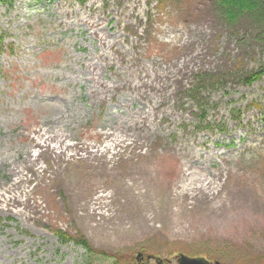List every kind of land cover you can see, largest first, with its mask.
<instances>
[{
  "label": "rangeland",
  "instance_id": "obj_1",
  "mask_svg": "<svg viewBox=\"0 0 264 264\" xmlns=\"http://www.w3.org/2000/svg\"><path fill=\"white\" fill-rule=\"evenodd\" d=\"M261 33L212 0H0V193L30 178L27 204L0 203V264L111 263L54 231L129 264H264ZM41 130L63 154L27 163Z\"/></svg>",
  "mask_w": 264,
  "mask_h": 264
},
{
  "label": "bare ground",
  "instance_id": "obj_2",
  "mask_svg": "<svg viewBox=\"0 0 264 264\" xmlns=\"http://www.w3.org/2000/svg\"><path fill=\"white\" fill-rule=\"evenodd\" d=\"M142 122V121H141ZM142 125V124H141ZM145 126V125H144ZM46 132L41 130L40 132H36L32 139H31V144L33 149H38L40 150L39 155L35 157V154H32L30 152L29 154L26 155V162L27 163H34L38 162L39 158L43 155V152H51V153H56L62 155L63 154V149L61 147V139L60 137L53 138L52 136H46ZM103 138L105 140H111V144L103 146L102 149H100V154L103 155L107 152L110 151V149L114 148L116 145H118L122 140L115 136L112 133H104ZM110 138V139H109ZM53 139H56V141L53 143ZM44 169L40 168L36 169L34 171V176H39L40 174L44 173ZM30 180V178H25L21 170H18L16 172V179H12L11 183L4 189L3 193H0V203L4 208H10L11 206L13 207L14 204L17 205H25L28 203L29 200V192L24 191L23 188L21 187V191L23 192H18L20 191V188H18L20 185L27 183ZM19 189V190H18ZM18 190V191H17ZM212 195V193H209ZM23 197V198H22ZM169 202H173L171 200H165ZM142 203L150 205V209L147 211H144V207L142 206ZM166 202H161L159 200H154L151 195L147 196L145 194L141 193V211H140V216H141V222L148 224L149 222L156 223L159 221L163 220L164 214L162 211L166 207ZM184 207L180 209V211L184 212ZM148 211H153L152 215H150L147 219V212ZM170 221L172 219H169ZM144 225V224H143Z\"/></svg>",
  "mask_w": 264,
  "mask_h": 264
},
{
  "label": "trees",
  "instance_id": "obj_3",
  "mask_svg": "<svg viewBox=\"0 0 264 264\" xmlns=\"http://www.w3.org/2000/svg\"><path fill=\"white\" fill-rule=\"evenodd\" d=\"M74 1L83 4L86 0ZM212 5L220 20L229 29H234L238 23L245 19L253 20L257 22L258 25L264 27V0H212ZM262 34L264 33L259 34V37H261ZM1 44L2 38L0 37V45ZM263 75L264 67L247 77L244 82L247 85H251L258 81ZM54 235L62 244L72 243L82 248L90 257L98 259L111 258L110 264H129L121 256H109L104 252L93 249L82 236L72 237L61 231H54Z\"/></svg>",
  "mask_w": 264,
  "mask_h": 264
},
{
  "label": "water",
  "instance_id": "obj_4",
  "mask_svg": "<svg viewBox=\"0 0 264 264\" xmlns=\"http://www.w3.org/2000/svg\"><path fill=\"white\" fill-rule=\"evenodd\" d=\"M141 257L142 254L139 253L136 258L138 260ZM147 259H149V257ZM176 264H211V263L203 258H199V257L191 258L180 254L176 257ZM213 264H219V263L214 262Z\"/></svg>",
  "mask_w": 264,
  "mask_h": 264
},
{
  "label": "flooded vegetation",
  "instance_id": "obj_5",
  "mask_svg": "<svg viewBox=\"0 0 264 264\" xmlns=\"http://www.w3.org/2000/svg\"><path fill=\"white\" fill-rule=\"evenodd\" d=\"M140 261H141V259H140ZM141 264H142V262H141Z\"/></svg>",
  "mask_w": 264,
  "mask_h": 264
}]
</instances>
